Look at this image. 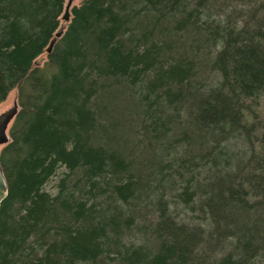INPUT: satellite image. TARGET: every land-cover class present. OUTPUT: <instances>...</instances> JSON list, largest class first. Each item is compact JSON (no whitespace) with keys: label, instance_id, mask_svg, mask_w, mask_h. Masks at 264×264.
Instances as JSON below:
<instances>
[{"label":"trees","instance_id":"1","mask_svg":"<svg viewBox=\"0 0 264 264\" xmlns=\"http://www.w3.org/2000/svg\"><path fill=\"white\" fill-rule=\"evenodd\" d=\"M65 4L0 0V264H264V0Z\"/></svg>","mask_w":264,"mask_h":264},{"label":"water","instance_id":"2","mask_svg":"<svg viewBox=\"0 0 264 264\" xmlns=\"http://www.w3.org/2000/svg\"><path fill=\"white\" fill-rule=\"evenodd\" d=\"M73 0H70L65 8V14L63 16L64 22L68 23L71 20V10ZM64 33V29H60V31L56 34V38L51 42L49 48L47 49V53L50 54L53 50V47L56 43V40L60 38ZM19 105L17 102L14 103V107L5 113L0 115V148L7 145L10 142L9 137V128L14 119L16 118L19 112ZM9 192L8 182L6 176L4 174L1 162H0V207L2 202L7 198Z\"/></svg>","mask_w":264,"mask_h":264},{"label":"rangeland","instance_id":"3","mask_svg":"<svg viewBox=\"0 0 264 264\" xmlns=\"http://www.w3.org/2000/svg\"><path fill=\"white\" fill-rule=\"evenodd\" d=\"M70 0H66V4L65 6L68 4ZM83 0H73V6L72 8H74L75 6H79L80 3ZM66 8V7H65ZM62 27L65 28V23L62 25ZM48 61V56L47 53L43 54L38 60H37V64L40 66H43L46 62ZM18 94H17V90H13L7 97V99L0 104V115L5 113L6 111L12 109L14 107V103L17 102L18 103V98H17ZM13 123V122H12ZM12 125V124H11ZM10 125V126H11ZM2 149V147L0 148V150ZM55 185V183H51L48 187V189H51L53 186Z\"/></svg>","mask_w":264,"mask_h":264},{"label":"bare ground","instance_id":"4","mask_svg":"<svg viewBox=\"0 0 264 264\" xmlns=\"http://www.w3.org/2000/svg\"><path fill=\"white\" fill-rule=\"evenodd\" d=\"M67 6V5H66ZM64 14H65V12H64ZM64 16V15H63ZM62 20H63V17H62ZM64 21V20H63ZM66 23V22H65ZM49 48V47H48Z\"/></svg>","mask_w":264,"mask_h":264}]
</instances>
